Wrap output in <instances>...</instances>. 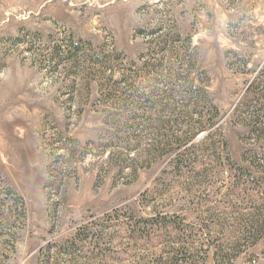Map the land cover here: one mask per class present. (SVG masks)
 Returning <instances> with one entry per match:
<instances>
[{
    "label": "rangeland",
    "instance_id": "1",
    "mask_svg": "<svg viewBox=\"0 0 264 264\" xmlns=\"http://www.w3.org/2000/svg\"><path fill=\"white\" fill-rule=\"evenodd\" d=\"M0 264H264V0H0Z\"/></svg>",
    "mask_w": 264,
    "mask_h": 264
},
{
    "label": "trees",
    "instance_id": "2",
    "mask_svg": "<svg viewBox=\"0 0 264 264\" xmlns=\"http://www.w3.org/2000/svg\"><path fill=\"white\" fill-rule=\"evenodd\" d=\"M215 126H216V123L215 122H211L209 125H206V126H203V127L199 128V130L201 132L202 131L207 132L208 137H211V136H213V134L215 133V130L217 129V127H215ZM195 137H196V135H195ZM175 255L178 256L177 253Z\"/></svg>",
    "mask_w": 264,
    "mask_h": 264
}]
</instances>
